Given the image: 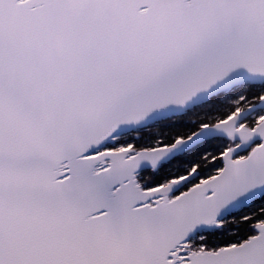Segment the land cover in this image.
<instances>
[{"label": "snow or ice", "instance_id": "snow-or-ice-1", "mask_svg": "<svg viewBox=\"0 0 264 264\" xmlns=\"http://www.w3.org/2000/svg\"><path fill=\"white\" fill-rule=\"evenodd\" d=\"M0 264H264V0H0Z\"/></svg>", "mask_w": 264, "mask_h": 264}]
</instances>
